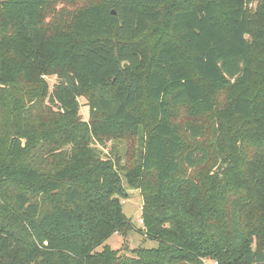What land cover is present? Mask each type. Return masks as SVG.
<instances>
[{"label":"trees","instance_id":"trees-1","mask_svg":"<svg viewBox=\"0 0 264 264\" xmlns=\"http://www.w3.org/2000/svg\"><path fill=\"white\" fill-rule=\"evenodd\" d=\"M131 191L157 247L128 256ZM209 261L264 264V0L0 1V264Z\"/></svg>","mask_w":264,"mask_h":264},{"label":"rangeland","instance_id":"rangeland-1","mask_svg":"<svg viewBox=\"0 0 264 264\" xmlns=\"http://www.w3.org/2000/svg\"><path fill=\"white\" fill-rule=\"evenodd\" d=\"M3 1V0H0ZM83 1L80 2H73L72 4L62 5L60 2L56 3L54 2L52 4V7L55 6V10L57 11L60 8H64L68 12H72V14L82 7ZM256 6V3L250 4L249 7H252L254 9ZM67 19L70 20V16H67ZM147 44L146 46L150 48H155L154 37H147L146 39ZM155 52V51H154ZM153 54V52L151 53ZM145 56H148L145 58L146 63H150L152 60V56L149 55V50L145 54ZM40 79L43 81L42 86L45 91L48 93L51 92L59 83L60 79L53 75H43L40 77ZM146 90L147 85L141 81L140 82V99L138 104L139 111H145L148 107V102L146 98ZM78 102L80 104V111L79 115L82 120L87 121L88 119V108L85 105L86 101L84 98H78ZM53 109V108H52ZM192 120L189 117H183L181 120V124H186L191 122ZM139 146V137L133 138V136H127L124 141L122 142H108L106 143V146H99L97 145V151L100 154L102 158L109 157L112 158L114 156L115 152H118L119 155H121V158H119V161L121 163H126V160H130V162L133 160V157L135 158L136 153L134 152L135 149ZM113 153V154H110ZM128 155L126 156V154ZM114 158V157H113ZM111 160H114V159ZM218 160H216L217 162ZM219 165V162L217 163ZM129 193V198L127 200L122 201V211L124 215L130 220L132 226L134 229L132 231L125 232L126 234L122 236V234H114L112 235L105 243L104 245H107L111 250H117L119 251L120 255H128L131 256V251L133 249H136L138 247H144V248H155L157 247V242L146 239L145 235L143 234V226L140 224L141 219V207H142V199L140 196V193L138 191H131ZM139 229H141V232H139ZM97 251H101V247L98 248ZM211 264V261L208 262Z\"/></svg>","mask_w":264,"mask_h":264},{"label":"built area","instance_id":"built-area-1","mask_svg":"<svg viewBox=\"0 0 264 264\" xmlns=\"http://www.w3.org/2000/svg\"><path fill=\"white\" fill-rule=\"evenodd\" d=\"M140 224H142V220H140ZM211 264H217V262H211Z\"/></svg>","mask_w":264,"mask_h":264},{"label":"water","instance_id":"water-1","mask_svg":"<svg viewBox=\"0 0 264 264\" xmlns=\"http://www.w3.org/2000/svg\"><path fill=\"white\" fill-rule=\"evenodd\" d=\"M123 68L126 69L127 68V64H122Z\"/></svg>","mask_w":264,"mask_h":264}]
</instances>
